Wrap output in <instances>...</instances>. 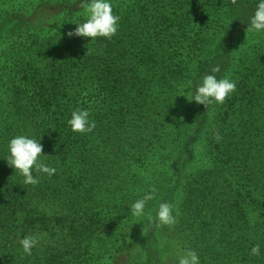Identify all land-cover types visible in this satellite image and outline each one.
<instances>
[{
  "label": "trees",
  "instance_id": "16d2710c",
  "mask_svg": "<svg viewBox=\"0 0 264 264\" xmlns=\"http://www.w3.org/2000/svg\"><path fill=\"white\" fill-rule=\"evenodd\" d=\"M12 2L0 0V264H178L190 249L201 264H264V33L247 29L257 0H112L110 39L67 35L85 0ZM217 65L236 90L191 100ZM76 108L90 110L91 133L71 130ZM20 134L56 168L34 171L37 185L6 160ZM164 201L175 225L149 220ZM27 235L39 238L31 255Z\"/></svg>",
  "mask_w": 264,
  "mask_h": 264
},
{
  "label": "clouds",
  "instance_id": "9594fccd",
  "mask_svg": "<svg viewBox=\"0 0 264 264\" xmlns=\"http://www.w3.org/2000/svg\"><path fill=\"white\" fill-rule=\"evenodd\" d=\"M83 22H74L76 27L69 31L67 35L90 37L112 38L118 31L120 16L113 11L112 0H85ZM250 33H264V0H257L254 13L249 17L247 27ZM220 66L211 68L209 74L203 75L195 85V92L191 100L203 104L206 107L213 102L222 104L226 97L236 90V83L228 77L218 78ZM68 124L73 132L91 133L95 127V121L91 118V112L86 108H76L71 112ZM217 134L216 139H219ZM9 156L6 159L10 166L18 170L24 177V184L37 185L40 183V176L33 172L46 174L51 177L56 173V168L49 166L42 159L43 145L40 139L30 137L27 134H20L10 139L8 143ZM157 190L153 187L151 191L145 193L130 205L131 214L134 217H141L145 214V209L149 201L154 199ZM179 210L173 203L161 202L156 211L155 217L149 216L150 221H154L158 226H172L177 222ZM39 243V238L35 235H27L20 240L23 252L31 255L32 250ZM261 253L260 245L251 248V254L258 256ZM178 264H201L200 257L195 250H187L182 255H178Z\"/></svg>",
  "mask_w": 264,
  "mask_h": 264
},
{
  "label": "rangeland",
  "instance_id": "374dc122",
  "mask_svg": "<svg viewBox=\"0 0 264 264\" xmlns=\"http://www.w3.org/2000/svg\"><path fill=\"white\" fill-rule=\"evenodd\" d=\"M38 0H13V2L18 3L20 2L22 7H25L26 9L32 8V4L34 6V3H36ZM12 2V3H13ZM33 2V3H32Z\"/></svg>",
  "mask_w": 264,
  "mask_h": 264
}]
</instances>
